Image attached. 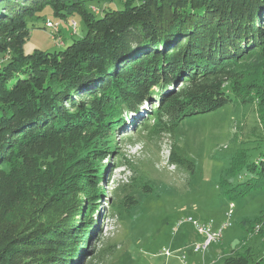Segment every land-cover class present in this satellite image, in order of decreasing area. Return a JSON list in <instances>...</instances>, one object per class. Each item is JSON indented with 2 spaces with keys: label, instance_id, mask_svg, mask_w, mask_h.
Here are the masks:
<instances>
[{
  "label": "trees",
  "instance_id": "trees-1",
  "mask_svg": "<svg viewBox=\"0 0 264 264\" xmlns=\"http://www.w3.org/2000/svg\"><path fill=\"white\" fill-rule=\"evenodd\" d=\"M86 1L0 0V264H80L94 253L103 197L112 211L137 204L130 184L110 196L103 187L119 167L109 158L119 160V142L130 139L115 140L124 116L142 105L151 106L154 137L227 105L229 94L256 101L264 120V0H124L101 14ZM45 8L78 16L84 36L54 54L25 55L27 23ZM170 163L194 168L175 146ZM245 168L232 196L264 189V153ZM222 259L264 264V252Z\"/></svg>",
  "mask_w": 264,
  "mask_h": 264
},
{
  "label": "rangeland",
  "instance_id": "rangeland-1",
  "mask_svg": "<svg viewBox=\"0 0 264 264\" xmlns=\"http://www.w3.org/2000/svg\"><path fill=\"white\" fill-rule=\"evenodd\" d=\"M123 2L91 0L86 1V7L101 14L103 9L122 10ZM47 23L57 27V32L45 28ZM83 25L78 16L61 19L45 8L27 23L29 35L23 53L63 51L82 39ZM229 97L231 101L215 111L185 117L177 123L173 135H151L152 122L145 119L151 107L148 104L142 105L138 114L124 116L125 127L115 140L123 132L130 139L119 142V160H114L116 154L109 158L108 164L119 167L105 178L107 185L103 188L105 196H110V187L130 184L137 204L112 211L103 197L93 216L95 232L88 241L94 253H87L80 264H222L224 255L242 253L248 247L260 255L264 252V189L244 197L228 192L247 180L245 164L257 161L264 153V120L256 101L241 103L233 95ZM173 146L176 154L193 164V170L170 163ZM144 183L150 185L151 193L140 189ZM230 203L234 205L231 226L204 253H194L205 235L188 219L199 227L210 224L216 231L227 221L225 213ZM165 251H169V257Z\"/></svg>",
  "mask_w": 264,
  "mask_h": 264
},
{
  "label": "built area",
  "instance_id": "built-area-1",
  "mask_svg": "<svg viewBox=\"0 0 264 264\" xmlns=\"http://www.w3.org/2000/svg\"><path fill=\"white\" fill-rule=\"evenodd\" d=\"M73 25H75L73 23ZM45 28L49 29L50 31H54L57 32V27H55L54 25L52 26L51 23H47L45 24ZM62 41L61 39L57 40V43L60 44ZM62 43L59 45L61 46ZM164 141V140H163ZM165 159V163H163L164 167L166 166V157L164 156ZM234 207V205H232V207H228L227 212L225 213V217L227 219V221L225 223H223L220 228L218 230H213L212 226L210 224H208L207 226L204 227H199L198 223L196 221H193L191 219H188L189 222L192 223L193 226H195L198 230L199 233L204 234L205 235V240L203 242L202 245L199 246H195L194 249V253L195 252H202L204 253L207 248L209 247V245L213 244V243H217L219 242L221 235H222V231L225 230L226 228H229L231 226V217H232V208ZM164 255L166 257H169V251H165Z\"/></svg>",
  "mask_w": 264,
  "mask_h": 264
},
{
  "label": "bare ground",
  "instance_id": "bare-ground-1",
  "mask_svg": "<svg viewBox=\"0 0 264 264\" xmlns=\"http://www.w3.org/2000/svg\"><path fill=\"white\" fill-rule=\"evenodd\" d=\"M230 206L229 207H232V204H229ZM233 209V208H232Z\"/></svg>",
  "mask_w": 264,
  "mask_h": 264
}]
</instances>
